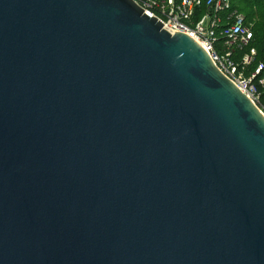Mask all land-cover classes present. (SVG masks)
Wrapping results in <instances>:
<instances>
[{
	"label": "water",
	"instance_id": "1",
	"mask_svg": "<svg viewBox=\"0 0 264 264\" xmlns=\"http://www.w3.org/2000/svg\"><path fill=\"white\" fill-rule=\"evenodd\" d=\"M0 264H264V114L134 0H0Z\"/></svg>",
	"mask_w": 264,
	"mask_h": 264
},
{
	"label": "built area",
	"instance_id": "2",
	"mask_svg": "<svg viewBox=\"0 0 264 264\" xmlns=\"http://www.w3.org/2000/svg\"><path fill=\"white\" fill-rule=\"evenodd\" d=\"M172 33L185 32L209 53L220 69L264 114V61L257 62L253 24L232 0H134ZM206 7L197 21L196 11Z\"/></svg>",
	"mask_w": 264,
	"mask_h": 264
},
{
	"label": "trees",
	"instance_id": "3",
	"mask_svg": "<svg viewBox=\"0 0 264 264\" xmlns=\"http://www.w3.org/2000/svg\"><path fill=\"white\" fill-rule=\"evenodd\" d=\"M233 8L242 12L248 23L253 24V46L258 50L257 62L264 61V0H232ZM206 12V7L196 11L194 20H199Z\"/></svg>",
	"mask_w": 264,
	"mask_h": 264
}]
</instances>
